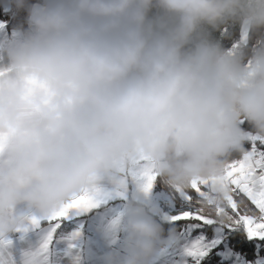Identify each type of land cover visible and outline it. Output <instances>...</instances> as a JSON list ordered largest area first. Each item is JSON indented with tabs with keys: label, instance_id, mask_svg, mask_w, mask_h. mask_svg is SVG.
I'll use <instances>...</instances> for the list:
<instances>
[{
	"label": "clouds",
	"instance_id": "1",
	"mask_svg": "<svg viewBox=\"0 0 264 264\" xmlns=\"http://www.w3.org/2000/svg\"><path fill=\"white\" fill-rule=\"evenodd\" d=\"M26 28L0 42V233L47 217L102 178L206 186L226 203L232 153L264 138V39L225 49L211 32L264 37V0H9ZM101 264H153L176 243L135 201Z\"/></svg>",
	"mask_w": 264,
	"mask_h": 264
},
{
	"label": "crops",
	"instance_id": "2",
	"mask_svg": "<svg viewBox=\"0 0 264 264\" xmlns=\"http://www.w3.org/2000/svg\"><path fill=\"white\" fill-rule=\"evenodd\" d=\"M14 32L15 30L8 33L5 23L0 21V42L14 39ZM242 40L247 41V36L241 29L240 41ZM244 122L242 121L241 127ZM245 131L252 136L253 130L250 125H247ZM245 143L250 144L249 140ZM145 182L143 175L102 178L92 193V206L72 210L56 230L55 239L46 254V264H101V256L106 247L119 245L118 236L115 240L112 239L110 227L125 210L129 201L138 203L156 222L173 223L178 220L172 218L184 213L194 215L200 213V204L191 201L184 189L178 190L161 177H155L151 188L145 191ZM237 193L238 195L233 193L237 203L242 198L250 209L258 212L255 205L238 189ZM235 196L239 197V200H236ZM213 223L191 222L182 228L169 230L162 227L163 236L167 238L171 231L176 237V243L165 247L153 264L200 262L211 250H216L215 254L221 264H264V238L249 239L246 231L243 230L246 238L256 246L255 258L246 260L230 248L227 238L229 232L216 225L209 229ZM227 228L230 231L233 229V227ZM44 236L45 232L41 229L29 231L23 238H20L19 234H12L10 238L13 240V245L9 251L15 264H21L24 252L37 250ZM200 238H203V243L207 246L206 254L202 257H193L188 254V250L193 241Z\"/></svg>",
	"mask_w": 264,
	"mask_h": 264
},
{
	"label": "snow or ice",
	"instance_id": "3",
	"mask_svg": "<svg viewBox=\"0 0 264 264\" xmlns=\"http://www.w3.org/2000/svg\"><path fill=\"white\" fill-rule=\"evenodd\" d=\"M249 142L250 149L245 150L240 158L232 159L225 167L224 180L231 187V195L226 203L215 207L214 211H206L202 204L206 186L202 182L193 181L190 189L201 197L200 213L195 215L184 213L172 218L173 220H190L199 224H211L216 220L224 226L243 229L249 239L264 238V138L249 136ZM143 176L146 181L144 189L147 191L152 186L154 176L146 172ZM237 189L255 205L258 212L250 209L242 198L239 203L234 200L233 193L238 195ZM92 204V194L84 193L64 204L50 216H31L13 233H0V264H15L9 251L13 245V240L10 238L12 234H19L20 238H23L29 231L37 229L45 232L43 241L37 250L26 251L22 254L21 264H46L49 246L54 241L56 230L63 220L70 215L72 210L90 207ZM229 208L231 213L228 211ZM206 247L203 238H200L193 241L188 254L193 257H202L206 254Z\"/></svg>",
	"mask_w": 264,
	"mask_h": 264
},
{
	"label": "trees",
	"instance_id": "4",
	"mask_svg": "<svg viewBox=\"0 0 264 264\" xmlns=\"http://www.w3.org/2000/svg\"><path fill=\"white\" fill-rule=\"evenodd\" d=\"M42 0H28L29 4H38L41 3ZM26 16L27 13L25 10H17L15 7L9 2V0H0V21L4 22L6 25V30L8 33H11L13 30L17 28H26ZM240 31L241 28L238 24L230 25L222 27L218 30L211 32V38L216 40L221 44L222 47L225 49H232L237 42L240 40ZM264 39V37L260 36H254V37H247V46L251 47L253 44L257 43L258 40ZM247 125H249L246 121L243 123L242 128L244 130L247 129ZM249 143H244L243 147L247 151L250 149ZM241 154L239 153H232L231 159H238L240 158ZM184 191L189 195L191 201L197 202L201 205V197L194 191L189 189H184ZM236 200H239V197L235 196ZM194 221H185V220H178L173 223H163V222H157L162 227L169 229H179L183 226L187 225L188 223H191ZM198 223V222H194ZM220 226L224 228L227 232H229V235L227 236L230 244V248L232 251L239 253L241 256H243L246 260H253L256 256V246L254 242L249 241L246 238V235L243 231V229L240 228H233L231 231L228 230L227 226H224L223 224L219 223L215 220V222L209 227V229L212 228V226ZM263 243V242H262ZM216 250H211L204 259H202L197 264H221L220 259L218 256H216Z\"/></svg>",
	"mask_w": 264,
	"mask_h": 264
},
{
	"label": "rangeland",
	"instance_id": "5",
	"mask_svg": "<svg viewBox=\"0 0 264 264\" xmlns=\"http://www.w3.org/2000/svg\"><path fill=\"white\" fill-rule=\"evenodd\" d=\"M240 42H241V41L239 40V42H237V43L235 44V46H236L237 44H239ZM228 211L231 213V209H230V208L228 209ZM191 263H193V264H197L198 262H197V261H196V262H195V261H191L190 264H191Z\"/></svg>",
	"mask_w": 264,
	"mask_h": 264
},
{
	"label": "built area",
	"instance_id": "6",
	"mask_svg": "<svg viewBox=\"0 0 264 264\" xmlns=\"http://www.w3.org/2000/svg\"><path fill=\"white\" fill-rule=\"evenodd\" d=\"M251 147V146H250Z\"/></svg>",
	"mask_w": 264,
	"mask_h": 264
}]
</instances>
